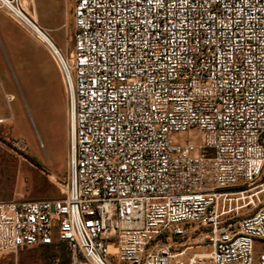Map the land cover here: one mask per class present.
Listing matches in <instances>:
<instances>
[{
  "label": "built area",
  "instance_id": "obj_1",
  "mask_svg": "<svg viewBox=\"0 0 264 264\" xmlns=\"http://www.w3.org/2000/svg\"><path fill=\"white\" fill-rule=\"evenodd\" d=\"M33 2L0 12L61 76L66 178L60 199L0 201V256L64 245L70 264H264V202L244 196L264 170V0H72L65 52Z\"/></svg>",
  "mask_w": 264,
  "mask_h": 264
},
{
  "label": "rangeland",
  "instance_id": "obj_2",
  "mask_svg": "<svg viewBox=\"0 0 264 264\" xmlns=\"http://www.w3.org/2000/svg\"><path fill=\"white\" fill-rule=\"evenodd\" d=\"M34 16L51 30L57 48L73 49L72 0H34ZM4 95L13 97L10 104ZM66 112L64 85L49 55L0 12V201L62 198L66 178ZM193 138V137H192ZM181 139V138H178ZM21 141L23 150L14 143ZM264 202V170L244 194ZM232 197L231 210L247 215V201ZM187 246L194 247L193 239ZM193 249L191 252H197ZM264 241L254 243L255 257ZM0 264H68L63 246L22 249L0 256Z\"/></svg>",
  "mask_w": 264,
  "mask_h": 264
},
{
  "label": "trees",
  "instance_id": "obj_3",
  "mask_svg": "<svg viewBox=\"0 0 264 264\" xmlns=\"http://www.w3.org/2000/svg\"><path fill=\"white\" fill-rule=\"evenodd\" d=\"M59 246H63V247L65 248L64 245H59ZM43 247L51 248V247H54V246H43ZM65 250H66V248H65ZM66 252H67V250H66ZM67 257H68V264H70V262H69V254H68V252H67Z\"/></svg>",
  "mask_w": 264,
  "mask_h": 264
}]
</instances>
